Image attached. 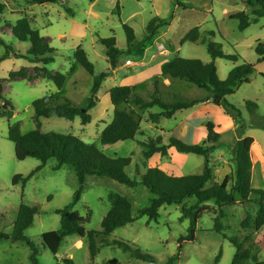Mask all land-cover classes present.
<instances>
[{
  "label": "rangeland",
  "instance_id": "1",
  "mask_svg": "<svg viewBox=\"0 0 264 264\" xmlns=\"http://www.w3.org/2000/svg\"><path fill=\"white\" fill-rule=\"evenodd\" d=\"M245 1L56 0L53 3L38 4L30 0H0V3L5 4L0 14V38L11 46L9 56L0 61V78L3 80L0 98V230L11 231L19 204L25 203L38 208L32 225L25 230V234L38 248L37 264H66V258H70L72 264H165L171 256L178 254L179 239L187 233L189 218L181 219V205L175 203L162 205L155 220L142 215L114 229L105 237L107 243L97 239L99 251L92 259L87 238L75 234L64 237L57 252L51 253L42 245L41 235L45 231L59 228L60 215L56 210L72 201L78 187L76 174L70 165L54 169L57 162L50 158L26 183L19 181L12 184L15 174L28 175L36 169L40 160L31 156L23 160L15 157L14 143L7 138L8 126L19 123L22 133L33 130L36 125L32 102L44 95L68 99L80 108L85 105L93 77L74 59L73 52L77 45H81L86 51L94 65V73L97 74L110 69L99 38L114 36L116 45L122 52L118 59V69L111 74V78L102 82L101 87L105 88L108 84L119 85L123 74L135 67L124 65V62L126 59L136 62L144 44L149 47L147 58L157 51L159 44H163L170 51L169 59L181 56L209 62L212 58L207 52L206 42L214 41L221 45V50L226 55H237V60L215 58L216 73L220 80L225 79L233 67L242 63H252L255 68L248 77L249 82L238 86L236 91L226 96V101L219 105L205 99L209 96L208 90L189 81L173 78L167 83L164 78L158 77L162 91L188 99L203 98L204 101L181 111L176 118L162 119L156 125L148 120V113L159 109L153 107L144 111L140 132L136 134L135 141L100 145L101 131L110 122L113 113L108 94H104V91L100 92L96 106L89 111L91 120L87 124H82L79 117L72 120L45 117L41 119L40 129L43 132L74 134L87 143L98 145L108 155L130 156L131 164L127 171L131 176L136 170L144 171L149 166L159 165L160 162V165L166 168L164 171L169 174L187 175L201 172L204 161L202 156L178 152L171 147L167 154H155L148 159L143 155L145 147L139 142L146 143L148 137L162 134L163 143H166L170 136H174L186 143L200 144L206 136L204 125L211 121L218 126L219 132V140L211 157L213 181H220L227 168L226 162L229 161L234 167L230 150L235 140L250 135L257 142L252 149L253 153L258 154L259 147L264 148V130L258 126L264 123V60H260L254 49L257 41L264 44V17H259L244 30L239 29L238 19L230 17V13L238 11L250 14L251 8ZM207 7H210L209 11L206 10ZM223 7L228 9L227 12L223 13ZM156 16L167 19L169 24L160 27L156 41L151 39L143 44L146 25ZM21 17H28L31 25L39 30L48 45L54 49L50 54L53 61L44 67L49 72H61L66 75L61 89L56 87L53 80L43 75L36 79L31 78L37 70L35 68L41 70L43 65L31 61L32 58L27 55L30 45L28 41H19L12 36L11 27ZM122 22L130 25L135 32L134 45L130 51L126 49ZM195 26H199L200 38H204L206 42L180 43L181 38ZM4 53L5 47L0 43V57ZM20 68L26 69L27 76L11 79L9 73ZM153 78L155 75L138 84L136 89L141 96L150 97ZM248 100L257 103L254 116L247 110ZM3 102L7 104L4 106ZM179 121L180 131H177L178 128L174 131ZM261 158L264 159L263 154ZM259 170L258 165L253 187L264 189L263 174ZM111 191L118 192L131 201L133 216H137V211L149 205L151 200V194L143 185L129 188L106 176L88 175L80 200L73 206L82 216L89 212L88 220L84 223L87 231L101 229V220L110 208L108 194ZM251 199L255 197L252 195ZM194 201L195 199L190 198L186 204L190 205ZM205 204L212 209L216 207L213 200ZM257 208L255 202H238L226 206L225 217L221 219V232H217L213 227L215 213L211 210L204 211L197 220L194 240L183 242L178 260L172 264H231L236 248L225 237H236L245 246H251L252 256L257 260H264V227L257 230L252 221L246 227L241 225L247 213L253 217ZM247 237L248 239H245ZM113 240L128 242L140 248L142 252L151 254L155 260H140L134 257L131 251H125L112 244ZM219 251L220 257L216 262ZM0 264H32L28 247L20 243L0 241ZM248 264H254V261L250 258Z\"/></svg>",
  "mask_w": 264,
  "mask_h": 264
},
{
  "label": "trees",
  "instance_id": "2",
  "mask_svg": "<svg viewBox=\"0 0 264 264\" xmlns=\"http://www.w3.org/2000/svg\"><path fill=\"white\" fill-rule=\"evenodd\" d=\"M30 1L44 4L53 3L56 0ZM245 2L251 8L250 14L238 11L230 15V17L239 20L240 30L247 28L250 23L257 21L259 17H264V0H246ZM4 6V3H0V14H2ZM168 24L169 21L165 18L153 17L146 25V35L142 43L151 40L156 35L158 28ZM122 27L126 35V49L130 51L134 45L135 32L126 23L122 22ZM11 33L19 41H28L30 45L27 49V55L32 58L31 61L40 62L43 65L41 70L35 68L37 70L31 78L36 79L43 75L53 80L56 87L61 89L64 86L66 75L61 72H49L45 69L44 65L53 61V56L50 54L54 49L48 45L46 38L40 34L39 30L31 25L30 19L28 17L19 18L11 27ZM185 41L206 42L204 38H200L199 26L190 29L181 38L180 43ZM99 42L104 47L110 68L116 67L122 49L117 47L114 36L99 38ZM0 43L5 47V53L0 57V61H2L9 56L11 46L1 38ZM206 45L207 52L212 58L209 62L181 56L165 61L161 66L160 74L155 75V78H153V91L149 98L141 96L134 85H113L110 87L108 95L113 113L110 122L101 131L100 145L128 140L135 141L136 134L140 132L144 111L153 107H157L159 110L149 111L148 120L153 124H158L162 119H171L176 113L190 109L195 104L204 101L203 98L188 99L169 91H162L159 88L158 77L162 79L178 78L189 81L199 88L206 89L209 91V96L205 99L215 105L226 101V96L233 94L238 86L249 82V75L255 71L252 63H242L233 67L227 77L220 80L216 73L215 58L237 60V55H226L221 50V45L214 41H207ZM254 49L260 60H264V44L257 41ZM73 57L93 77L90 95L87 97L85 105L80 108L73 105L68 99L44 95L32 102L36 125L33 130L22 133L19 123L8 126L7 138L14 143L15 157L18 160H23L31 156L40 160V164L28 175L15 174L12 184H17L19 181L23 184L26 183L33 173L39 170L50 158H54L57 162L54 169L57 170L62 165H70L77 177L78 187L73 194L72 201L63 208L56 210V213L60 215L59 228L45 231L41 235L44 247L55 254L64 237L75 234L78 237L87 238L92 259L99 251L97 239L100 238L102 243H107L105 237L114 229L134 221L138 216L146 215L150 220H155L159 215V208L162 205L172 203L181 205V219L189 218V226L186 235L179 239L178 254L171 256L165 264H172L173 261L178 260L183 242L194 240L197 220L206 210L215 213L213 227L217 232H221V219L225 217L224 208L226 206L238 202L241 204L255 202L258 205L255 215L252 217L250 213H247L241 225L246 227L252 221L254 228L257 230L264 226V189L251 186L250 146L253 142L251 136H244L235 140L232 145L233 172L226 174L221 181H213L211 157L212 151L219 140V132L217 131L218 126L211 121H207L204 125L206 136L200 144L186 143L174 136H170L167 142L163 143L162 134L148 137L146 143L139 142L145 147L143 155L148 159L155 154H167L170 147H174L178 152L202 156L204 161L201 172L187 175H173L158 166H149L144 171H134V175L131 176L127 171L131 164L130 156L108 155L98 145L87 143L71 133L41 131V119L45 117H61L69 120L79 117L82 124H87L91 120L89 111L96 106L99 100L98 91L102 82L109 75V71L95 74L94 65L81 45L75 47ZM27 74L25 68H20L11 71L9 77L11 79L16 76L25 77ZM262 75L264 76V74ZM28 77L30 78V76ZM2 83L3 80L0 78V98H2ZM6 104V102H3L4 106ZM246 107L249 113L254 116L257 103L248 100L246 101ZM258 126L264 130V123ZM88 175L106 176L129 188L143 185L151 194L150 203L138 210L137 216H133L131 201L126 196L111 191L108 194L110 208L101 220V229L99 231H87L84 223L88 220L89 212L86 216H82L73 209V206L80 200L84 181ZM208 182H210L209 185ZM252 195L255 199H251ZM190 198L195 199V201L188 205L186 203ZM210 200L215 203L216 207L214 209L205 204ZM37 212V206L20 203L11 231L0 230V241L20 243L28 247L29 260L32 264H37L38 248L25 234V230L32 225L34 215ZM0 218H2L1 215ZM225 238H228L236 248L231 264H248L250 258L254 261V264H264V260H257L254 255H251V246H245L236 237ZM245 239H248V237ZM111 243L123 248L125 251H131L132 255L140 260H155V257L151 254L142 252L140 248L123 240H113ZM220 253L221 251L216 256V262L219 260ZM64 261L66 264H72L70 258H66Z\"/></svg>",
  "mask_w": 264,
  "mask_h": 264
},
{
  "label": "crops",
  "instance_id": "3",
  "mask_svg": "<svg viewBox=\"0 0 264 264\" xmlns=\"http://www.w3.org/2000/svg\"><path fill=\"white\" fill-rule=\"evenodd\" d=\"M202 8H204V6ZM206 10L209 11L210 7H207ZM222 10H223V13H225V12H227L228 9L226 7H223ZM233 13H230V15L233 14ZM159 30H161V28H159L158 31ZM152 39H153V41H156V39H158L157 33ZM158 47L159 48H157V51L155 53L150 54L149 58H147V55H148L147 51H148L149 47L146 44L142 45L141 53L139 54V56H140L139 59L136 62H132L130 60L131 64L127 65V66H132L133 65L135 67L130 72L123 74V76L121 77V81H120L119 85H134V86L138 87V84L145 82L151 76L160 74L162 64L165 61L169 60V57H170L171 54H170V51L166 47L163 46V44H159ZM165 51L168 52V55L165 54ZM117 69H118V66H116L114 68H110L109 69V75L106 78H111L112 77L111 74L116 72ZM168 80H171V79L164 78V82L167 81V83H169ZM111 86H113V84H108L105 88L100 87V89L98 91V94H97L98 97H100V92L101 91H104V94L105 93L108 94V90H109V88ZM108 97H109V95H108ZM179 113H181V112H178V114L176 113L172 118H176V116L179 115ZM180 122L181 121L178 122L177 127L174 129V131L177 128H178L177 131L178 132L180 131V127H179L181 125ZM156 131H157V129H156ZM247 136H250V135H247ZM256 143H257L256 140L253 138V142H252V144L250 146V158H251V163H252V167H251V186L252 187H253V183L255 182L254 176H255V171H256V168L258 167V165H259V168H260L259 171L263 174L262 176L264 178V168H263L264 159L261 158V154L264 155V148L263 147H259V150H258L259 153L258 154L257 153L256 154L253 153L252 149H253V147H254V145ZM230 151H231V154H232L231 155L232 156L231 159L233 161V151L232 150H230ZM160 164H161V162L159 163V165H155V166H158L161 169L165 170L166 168H164L163 165L161 166ZM225 166L227 168H226V170H225V172L223 174V177L226 174L232 173L233 169H234V167L231 166L229 161L226 162Z\"/></svg>",
  "mask_w": 264,
  "mask_h": 264
},
{
  "label": "built area",
  "instance_id": "4",
  "mask_svg": "<svg viewBox=\"0 0 264 264\" xmlns=\"http://www.w3.org/2000/svg\"><path fill=\"white\" fill-rule=\"evenodd\" d=\"M165 54H167V52H165ZM130 60L129 59H126L125 62H124V65H130Z\"/></svg>",
  "mask_w": 264,
  "mask_h": 264
}]
</instances>
